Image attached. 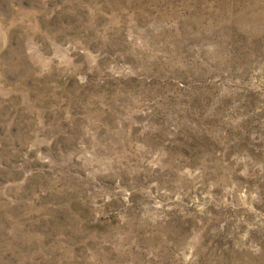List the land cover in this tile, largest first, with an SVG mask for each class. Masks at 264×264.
<instances>
[{
	"label": "rangeland",
	"instance_id": "rangeland-1",
	"mask_svg": "<svg viewBox=\"0 0 264 264\" xmlns=\"http://www.w3.org/2000/svg\"><path fill=\"white\" fill-rule=\"evenodd\" d=\"M0 264H264V0H0Z\"/></svg>",
	"mask_w": 264,
	"mask_h": 264
}]
</instances>
